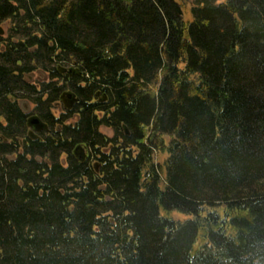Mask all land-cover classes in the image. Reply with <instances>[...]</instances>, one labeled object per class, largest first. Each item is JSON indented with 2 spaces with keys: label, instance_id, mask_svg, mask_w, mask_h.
<instances>
[{
  "label": "trees",
  "instance_id": "trees-1",
  "mask_svg": "<svg viewBox=\"0 0 264 264\" xmlns=\"http://www.w3.org/2000/svg\"><path fill=\"white\" fill-rule=\"evenodd\" d=\"M0 264H264V0H0Z\"/></svg>",
  "mask_w": 264,
  "mask_h": 264
},
{
  "label": "rangeland",
  "instance_id": "rangeland-1",
  "mask_svg": "<svg viewBox=\"0 0 264 264\" xmlns=\"http://www.w3.org/2000/svg\"><path fill=\"white\" fill-rule=\"evenodd\" d=\"M196 0H187V3H188V6H190L191 4H193L194 2H195ZM213 1V3L214 4H217V3H220V2H222L223 0H212ZM3 27L5 28V29H7V23H4L3 24ZM34 77H36V79H38V80H44L45 79V77L44 78H42V76L39 74V73H37V74H35L34 75ZM21 104L23 105V106H25V107H32L33 106V104H31L30 102H28V101H26V100H21ZM102 131H104L105 133H107V134H112V130L111 129H109V128H107V127H102ZM165 158V155L164 154H157L156 155V160L157 161H162L163 159ZM175 216H180V215H175Z\"/></svg>",
  "mask_w": 264,
  "mask_h": 264
},
{
  "label": "flooded vegetation",
  "instance_id": "flooded-vegetation-1",
  "mask_svg": "<svg viewBox=\"0 0 264 264\" xmlns=\"http://www.w3.org/2000/svg\"><path fill=\"white\" fill-rule=\"evenodd\" d=\"M70 97V96H69ZM26 101H28V102H30L31 104H33L31 101H29V100H26ZM22 105V104H21ZM22 107L25 109V111L26 112H32L33 111V108H34V104H33V106L32 107H25V106H23L22 105ZM32 114H33V112H32ZM33 119H37L36 117H32L31 119H30V122L32 123V124H35V123H33ZM38 120V119H37ZM35 125H39V127H41V124H39V121H37V123L35 124Z\"/></svg>",
  "mask_w": 264,
  "mask_h": 264
},
{
  "label": "water",
  "instance_id": "water-1",
  "mask_svg": "<svg viewBox=\"0 0 264 264\" xmlns=\"http://www.w3.org/2000/svg\"><path fill=\"white\" fill-rule=\"evenodd\" d=\"M37 121H38L37 119H33V123H35V124H36V123H37Z\"/></svg>",
  "mask_w": 264,
  "mask_h": 264
}]
</instances>
